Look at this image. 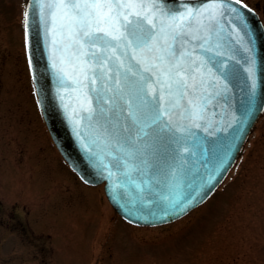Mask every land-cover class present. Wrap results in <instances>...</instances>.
Wrapping results in <instances>:
<instances>
[{
    "label": "snow or ice",
    "instance_id": "6c2138e0",
    "mask_svg": "<svg viewBox=\"0 0 264 264\" xmlns=\"http://www.w3.org/2000/svg\"><path fill=\"white\" fill-rule=\"evenodd\" d=\"M38 3L45 32L53 37V67L62 82L71 80L80 93V110L87 113L81 119L88 121L93 142L103 140L123 153L125 159L115 157L118 166L139 160L145 169L165 173L171 183L162 199L183 210L227 159V153L221 157L211 149L213 168L205 163L199 182L190 179L195 173L186 165L195 153L189 142L207 154L198 133L211 136L223 130L210 131L209 117L217 114L214 109L229 91L227 60L235 59L227 54L229 44L240 43L243 36L231 16L232 31L225 35L222 20L227 11L243 22L241 14L224 0L175 10L165 7L166 0ZM245 71L254 92V60Z\"/></svg>",
    "mask_w": 264,
    "mask_h": 264
},
{
    "label": "rangeland",
    "instance_id": "374dc122",
    "mask_svg": "<svg viewBox=\"0 0 264 264\" xmlns=\"http://www.w3.org/2000/svg\"><path fill=\"white\" fill-rule=\"evenodd\" d=\"M243 1L262 14L264 0ZM26 6L27 0H0L15 54ZM31 85V94L28 83L26 92L21 86L14 94L35 97ZM31 135L46 163L41 191L26 204L33 231L24 234V245L15 236L3 243L0 264H264V114L220 189L180 220L156 227L123 221L103 186L76 179L65 162L58 161L59 176L51 173L57 162L50 140L33 121Z\"/></svg>",
    "mask_w": 264,
    "mask_h": 264
},
{
    "label": "water",
    "instance_id": "95a60500",
    "mask_svg": "<svg viewBox=\"0 0 264 264\" xmlns=\"http://www.w3.org/2000/svg\"><path fill=\"white\" fill-rule=\"evenodd\" d=\"M202 2L211 0H178V3L177 0H166L165 7L175 10L185 4L199 6ZM224 2L226 6L236 8L243 21L235 19L236 13L226 11V18L222 20L225 35L232 31V26L227 23V17L231 16L232 24L240 29L243 41L236 43L233 40L229 44L231 50L227 54L235 57L234 60H227L229 91L226 99L221 100L214 109L217 114L209 117L212 123L210 131L217 128L223 130L215 131L211 136L198 133L204 138L203 146L209 149L207 154H202L200 148L189 142V147L195 153L188 157L186 165L195 173L190 179L195 178L199 182V177L205 174L202 167L205 163L209 169L213 168L215 158L211 149L215 148L221 157L227 153V159L196 200L180 210L162 199L168 194L171 183L165 173L145 169L139 160L129 159L127 166H118L115 157L125 159L123 153L116 151L112 145H106L103 140L93 142L94 135L88 121L81 119L87 113L80 110L77 100L80 93L75 90L71 80L62 82L57 69L53 67V37L45 32L38 0L28 1L25 27L27 52L39 104L51 137L64 159L85 182L105 184L110 204L131 224L159 226L172 223L206 202L237 163L264 112V25L259 15L245 3L237 4L236 0ZM245 48L250 51H245ZM250 60L255 62L254 92L252 80L245 71ZM234 116L239 119H234ZM134 165L142 170L137 171ZM109 172L112 174L109 175Z\"/></svg>",
    "mask_w": 264,
    "mask_h": 264
},
{
    "label": "flooded vegetation",
    "instance_id": "af4514ba",
    "mask_svg": "<svg viewBox=\"0 0 264 264\" xmlns=\"http://www.w3.org/2000/svg\"><path fill=\"white\" fill-rule=\"evenodd\" d=\"M22 13L23 18L19 19L22 24L21 48L18 49L17 54L11 50L6 19L0 14V246L3 243L8 244L14 236L24 245L26 237L33 231L29 224L32 216L26 211V204L32 196L36 197L38 190L41 191L46 163L44 164L40 150L33 148L31 121L39 127V130H43L45 139L50 140L49 147L57 162L52 167L51 173L59 176L61 170L58 161L61 166H65L66 163L49 137L37 96H27L24 95L25 93L14 94L16 87L21 86L26 92L27 83L29 94L32 89L30 66L25 49V10ZM259 15L264 22V8ZM29 97L31 99L27 100ZM18 107L24 110H16ZM75 177L81 181L77 175ZM28 214L27 218L25 215ZM8 256L12 257L10 254L6 255Z\"/></svg>",
    "mask_w": 264,
    "mask_h": 264
}]
</instances>
